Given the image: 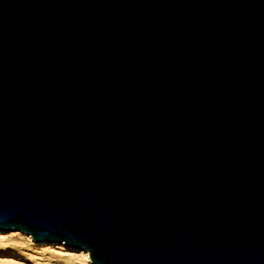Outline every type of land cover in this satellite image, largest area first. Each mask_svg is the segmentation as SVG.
I'll use <instances>...</instances> for the list:
<instances>
[{
  "label": "water",
  "instance_id": "95a60500",
  "mask_svg": "<svg viewBox=\"0 0 264 264\" xmlns=\"http://www.w3.org/2000/svg\"><path fill=\"white\" fill-rule=\"evenodd\" d=\"M0 228L264 264V0H0Z\"/></svg>",
  "mask_w": 264,
  "mask_h": 264
},
{
  "label": "rangeland",
  "instance_id": "374dc122",
  "mask_svg": "<svg viewBox=\"0 0 264 264\" xmlns=\"http://www.w3.org/2000/svg\"><path fill=\"white\" fill-rule=\"evenodd\" d=\"M6 230L0 236V264H86L84 257L70 245L57 247L47 243L42 247L22 230Z\"/></svg>",
  "mask_w": 264,
  "mask_h": 264
},
{
  "label": "bare ground",
  "instance_id": "6f19581e",
  "mask_svg": "<svg viewBox=\"0 0 264 264\" xmlns=\"http://www.w3.org/2000/svg\"><path fill=\"white\" fill-rule=\"evenodd\" d=\"M6 229L7 228H0V236L6 234V232H7ZM14 229H16V228H14ZM10 233H15V231H10ZM27 235L29 237H31L30 234L27 233ZM34 240L37 243V245L42 246V247H45L47 243H50V246L53 244V245H56L57 247H60L59 245L64 244V242L62 240L61 241H58V240H47V239H40V240L34 239ZM70 246L74 247L75 250L77 251V253H79L82 257H84L86 264H94V263L90 262L88 251L86 249L80 248V247H77V246H74V245H70Z\"/></svg>",
  "mask_w": 264,
  "mask_h": 264
}]
</instances>
